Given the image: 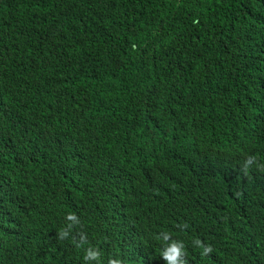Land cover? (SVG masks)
Masks as SVG:
<instances>
[{
	"label": "trees",
	"instance_id": "1",
	"mask_svg": "<svg viewBox=\"0 0 264 264\" xmlns=\"http://www.w3.org/2000/svg\"><path fill=\"white\" fill-rule=\"evenodd\" d=\"M173 247L264 264V0H0V264Z\"/></svg>",
	"mask_w": 264,
	"mask_h": 264
},
{
	"label": "clouds",
	"instance_id": "2",
	"mask_svg": "<svg viewBox=\"0 0 264 264\" xmlns=\"http://www.w3.org/2000/svg\"><path fill=\"white\" fill-rule=\"evenodd\" d=\"M89 255L94 256L95 253H89ZM178 255V250L173 247L170 252L165 253L166 258L170 261V264H176V256Z\"/></svg>",
	"mask_w": 264,
	"mask_h": 264
}]
</instances>
